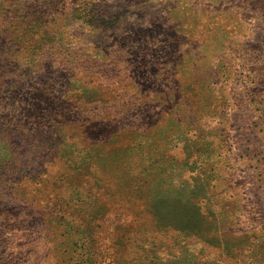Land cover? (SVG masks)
Segmentation results:
<instances>
[{"label":"rangeland","instance_id":"rangeland-1","mask_svg":"<svg viewBox=\"0 0 264 264\" xmlns=\"http://www.w3.org/2000/svg\"><path fill=\"white\" fill-rule=\"evenodd\" d=\"M0 264H264V0H0Z\"/></svg>","mask_w":264,"mask_h":264}]
</instances>
